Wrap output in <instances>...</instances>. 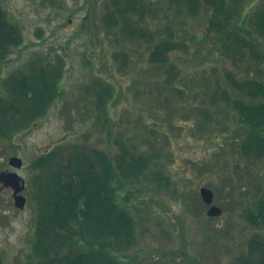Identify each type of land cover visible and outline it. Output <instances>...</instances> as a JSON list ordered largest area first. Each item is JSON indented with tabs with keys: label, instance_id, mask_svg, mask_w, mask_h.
Listing matches in <instances>:
<instances>
[{
	"label": "rangeland",
	"instance_id": "1",
	"mask_svg": "<svg viewBox=\"0 0 264 264\" xmlns=\"http://www.w3.org/2000/svg\"><path fill=\"white\" fill-rule=\"evenodd\" d=\"M152 1L146 20L136 24L157 39L182 41L188 48L171 53L178 70L171 82L163 67L150 64L151 45L144 37L108 32L102 15L110 11L112 0H0L24 34L5 64V75L22 68L34 52L48 54L52 64L63 68L62 94L49 113L15 142L0 141V170L12 169L10 155L21 156L19 172L27 180L23 193L28 197L19 209L12 190L0 183L4 264H27L34 226L29 187L34 172L28 165L59 143L115 154L123 141L137 153L152 154L150 172L159 169L168 176L169 186L150 174L126 181L127 188L117 194L124 205L126 192L132 191L126 204L136 221L134 243L121 254L123 264H233L247 252L250 239L264 238V227L246 218L264 185V160L241 156L240 134L231 132L238 113L222 100L224 91L235 95L228 72L264 76L259 70L264 65L258 69L248 52L244 58L240 47L225 46L215 32L208 35L210 9L192 14L177 0ZM258 2L246 7L254 10ZM250 24L247 18L243 26ZM118 50L128 52L127 62L113 57ZM98 75L115 86L108 119L95 114L94 93L87 89ZM201 186L214 191L220 215L207 214Z\"/></svg>",
	"mask_w": 264,
	"mask_h": 264
},
{
	"label": "trees",
	"instance_id": "2",
	"mask_svg": "<svg viewBox=\"0 0 264 264\" xmlns=\"http://www.w3.org/2000/svg\"><path fill=\"white\" fill-rule=\"evenodd\" d=\"M177 1L192 14L201 7L210 9L208 35L215 32L225 46L240 47L244 58L248 52L258 69L264 65V0H259L254 10L246 7L252 0ZM152 5V0H112L110 11L102 17L108 32L114 35L121 32L131 39L144 37L151 45L150 64L163 67L171 82L178 75L170 61L171 53L188 48L182 41L157 39L136 24L146 20ZM247 18L251 24L244 27ZM23 41L22 28L0 3L1 142H11L17 134L30 129L49 113L62 94V64H52L48 54L34 52L22 68L5 75V64L12 61V53ZM113 57L122 64L129 54L118 50ZM227 80L235 95L224 91L222 100L238 113L236 130L231 131L234 136L240 134L238 150L244 158L264 160V76L237 77L228 72ZM114 88L99 75L94 87L88 85V92L94 93L97 116L110 118L108 99ZM118 146L119 151L110 154L88 145L59 143L30 161L28 166L34 172L29 178L34 226L27 264H123L121 254L134 243L136 221L126 204L132 191L126 192L124 205L117 194L127 188L126 181L144 175L151 174L167 186L170 180L159 169L150 172L152 154L137 153L123 141H118ZM254 202L246 218L252 225L264 227V185ZM0 264H4L2 256ZM233 264H264V238L250 239L247 252Z\"/></svg>",
	"mask_w": 264,
	"mask_h": 264
},
{
	"label": "water",
	"instance_id": "3",
	"mask_svg": "<svg viewBox=\"0 0 264 264\" xmlns=\"http://www.w3.org/2000/svg\"><path fill=\"white\" fill-rule=\"evenodd\" d=\"M10 164L16 168H20L23 165V159L19 156H11ZM0 181L3 182L4 185H9L14 188L15 204L20 208H24L27 197L20 192L25 189V179L18 172L1 171ZM200 192L205 203L210 204L213 202L214 192L211 188L202 186ZM221 213L222 208L215 204H212L208 209L209 215H219Z\"/></svg>",
	"mask_w": 264,
	"mask_h": 264
}]
</instances>
